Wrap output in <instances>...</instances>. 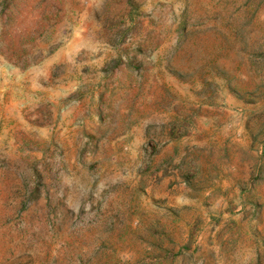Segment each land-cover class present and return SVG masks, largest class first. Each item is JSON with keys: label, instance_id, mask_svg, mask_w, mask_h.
<instances>
[{"label": "rangeland", "instance_id": "rangeland-1", "mask_svg": "<svg viewBox=\"0 0 264 264\" xmlns=\"http://www.w3.org/2000/svg\"><path fill=\"white\" fill-rule=\"evenodd\" d=\"M0 264H264V0H0Z\"/></svg>", "mask_w": 264, "mask_h": 264}]
</instances>
